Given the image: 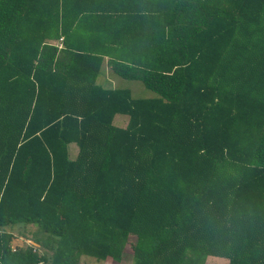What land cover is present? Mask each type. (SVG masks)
I'll use <instances>...</instances> for the list:
<instances>
[{"label":"trees","instance_id":"1","mask_svg":"<svg viewBox=\"0 0 264 264\" xmlns=\"http://www.w3.org/2000/svg\"><path fill=\"white\" fill-rule=\"evenodd\" d=\"M130 236L131 264H264V0H0V264Z\"/></svg>","mask_w":264,"mask_h":264},{"label":"rangeland","instance_id":"2","mask_svg":"<svg viewBox=\"0 0 264 264\" xmlns=\"http://www.w3.org/2000/svg\"><path fill=\"white\" fill-rule=\"evenodd\" d=\"M101 84L109 87H118V88H129L131 90L132 96L135 98H149V97H155L156 93L153 92L151 89L144 86V84L139 80H131V79H125L121 78L120 76L109 72L108 68L105 67L102 72V76L100 77ZM128 117L127 116H120L115 119V124L123 125L126 124ZM124 121V122H123ZM70 145V157H73V155H76L77 147L75 144ZM75 152V153H74ZM23 229L22 224L15 225L12 228L13 233L15 234V238L12 242L13 246H23L27 242L29 244H32L31 241L26 240L21 236V231ZM135 240L134 236H130L128 239V244L126 245L122 259L120 263H115L111 261V259H107L103 262H95L91 259L83 258L81 260L80 264H131L132 263V250L130 244L133 243ZM228 260L226 258H218V257H208L206 259L205 264H227Z\"/></svg>","mask_w":264,"mask_h":264}]
</instances>
